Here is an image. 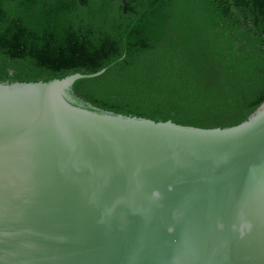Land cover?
Returning <instances> with one entry per match:
<instances>
[{
  "label": "water",
  "instance_id": "obj_1",
  "mask_svg": "<svg viewBox=\"0 0 264 264\" xmlns=\"http://www.w3.org/2000/svg\"><path fill=\"white\" fill-rule=\"evenodd\" d=\"M0 83V264H264V101L203 129Z\"/></svg>",
  "mask_w": 264,
  "mask_h": 264
},
{
  "label": "trees",
  "instance_id": "obj_2",
  "mask_svg": "<svg viewBox=\"0 0 264 264\" xmlns=\"http://www.w3.org/2000/svg\"><path fill=\"white\" fill-rule=\"evenodd\" d=\"M74 82V105L203 129L264 101V0H0V83Z\"/></svg>",
  "mask_w": 264,
  "mask_h": 264
}]
</instances>
